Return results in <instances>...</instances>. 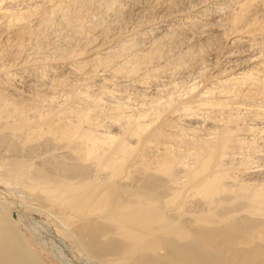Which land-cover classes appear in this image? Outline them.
<instances>
[{"label": "bare ground", "instance_id": "obj_1", "mask_svg": "<svg viewBox=\"0 0 264 264\" xmlns=\"http://www.w3.org/2000/svg\"><path fill=\"white\" fill-rule=\"evenodd\" d=\"M18 25L2 88L66 61L139 100L0 90V264H264V0H0Z\"/></svg>", "mask_w": 264, "mask_h": 264}, {"label": "rangeland", "instance_id": "obj_2", "mask_svg": "<svg viewBox=\"0 0 264 264\" xmlns=\"http://www.w3.org/2000/svg\"><path fill=\"white\" fill-rule=\"evenodd\" d=\"M42 7H44V6H42ZM21 28H23L22 27V25H18L17 27H16V29L15 28H13L11 31H9V32H5V31H0V34H2L1 36H2V38H0V50H1V52H0V61H1V64L3 63V62H5L6 60V62L8 63V65H7V63H5L7 66H9L10 67V65L9 64H11L12 66L9 68L10 70L12 69V68H15L16 66H15V64H16V56L14 55V51H15V43H17L18 41H19V38H21L20 36L21 35H18L19 34V32H20V30H21ZM16 31H15V30ZM18 30H19V32H18ZM3 32H4V34H3ZM16 32V33H15ZM17 34V35H16ZM8 36H10V37H8ZM15 36V37H14ZM18 36V38H16ZM8 37V38H7ZM18 40L17 42H15L14 40H16V39ZM9 39H10V41H9ZM5 41H7V43H8V49H6L7 48V43L5 42ZM10 43V44H9ZM13 43V44H12ZM5 44V45H4ZM10 45V46H9ZM11 46H13L12 48H11ZM11 48V49H10ZM3 49H5V50H7V51H5V50H3ZM13 49V50H12ZM9 50H10V52H9ZM12 50V51H11ZM5 52H8L9 54L7 55V57H5ZM4 53V54H3ZM2 55V56H1ZM8 56H10V57H8ZM11 56H13V58L11 57ZM15 56V57H14ZM2 57H3V59H2ZM5 58V59H4ZM2 59V60H1ZM11 61H9V60ZM14 60L16 61V62H14ZM13 61V62H12ZM10 62V63H9ZM49 63V65H50V67L49 68H51V69H49V68H47V70L44 72V74H43V76L42 75H40L39 77H35L36 79V81H38V83L40 82V85L39 84H37V82L35 83V81H34V83H32V84H30V83H28V82H25L24 80H22V78H21V76L20 75H16V76H14V75H12V76H10L11 77V79H8L9 77H1V81L2 82H4V80H5V82H4V88H2L1 86H2V84L0 85V90L2 91V89H4L3 90V92H5L7 95H8V97H10L9 99L11 100V103H13L12 101H14V100H16V101H14L16 104H18V105H16V106H18V107H20L19 106V104L21 105L22 103H24L25 104V106H24V104H22V106L20 107V108H25L24 109V111H26V113L29 115V113H30V115L31 116H33L32 115V112L30 111V112H28L27 110H30L31 108H32V106H33V108H37V110H34V111H36L37 113H41L42 114V112H44V113H46V112H49L51 109H47V104L49 105L48 106V108H52V109H56V105H57V103L58 102H63L64 100H63V98H65V97H63L64 96V94L65 95H67L68 96V94H71V92H72V96H73V94H75V93H78L77 92V90L79 89V87H80V89H82V87L83 86H78L75 82H77V81H74L73 79L71 80V78L68 76V77H65V78H62V77H64V76H66L67 74H68V72H69V63L68 62H66V61H59V62H48ZM57 63V64H56ZM0 64V65H1ZM4 63L2 64V65H5ZM13 65H14V67H13ZM211 67V66H210ZM53 68V69H52ZM11 71H13V69L11 70ZM14 76V77H13ZM43 78H42V77ZM19 77V78H18ZM46 77V78H45ZM3 78V79H2ZM15 78V79H14ZM66 78H69V79H66ZM38 79V80H37ZM39 79H40V81H39ZM43 79V80H42ZM61 79H64V80H67V82H68V80H69V83H66L65 82V84H63V86L64 85H67L68 87H61V85L59 86V82L57 81V80H60L61 81ZM6 80H7V83H6ZM53 80V81H52ZM9 81V82H8ZM70 81H71V83L73 84H75V86H74V84L72 85L71 83H70ZM74 81V82H73ZM57 82V83H56ZM54 83L55 84H58L57 86L56 85H54ZM7 84V85H6ZM36 86V87H34V85ZM42 84V85H41ZM69 84H71V85H69ZM186 84V85H185ZM29 85H31V86H29ZM33 85V86H32ZM38 85L40 86L39 87V89H37V87H38ZM183 85L184 86H182V83H180V86L183 88V87H186L187 85H189V83H188V81H185L184 83H183ZM56 86V87H55ZM71 86V87H70ZM72 86H74L75 88H76V90H75V88H73ZM78 86V87H77ZM101 85H97V84H94V85H92L91 87H90V89L91 90H89V88H87V87H83V89H82V91L83 92H85V93H87V96H86V94H85V96L87 97V99H88V97L90 96L91 97V99L94 97V94H95V97L97 98H100L101 100H99L98 101V104L97 105H99L98 107L99 108H101V106L100 105H102V107L104 108V109H106L107 110V108H109L113 103H114V101H113V103H110L111 102V99L112 100H115V99H119L120 101H121V98H122V100H123V98H124V100L122 101V102H124L125 100V102H128V101H135V102H133V103H137L138 102V100H139V98L138 97H136L135 95H133V94H131V92L130 93H128V92H126V93H119L120 94V96H119V94H118V92H110V91H108V90H105V89H103L102 87H100ZM58 87V88H57ZM60 87V88H59ZM94 87V89H92ZM53 88V89H52ZM75 91H74V90ZM86 90H88V91H86ZM102 90H103V92H106V91H108V92H106V93H103L102 92ZM79 91H81V90H79ZM90 91V92H89ZM97 91V92H96ZM102 93V96L101 95H99L100 94V92ZM59 92V93H58ZM94 94H93V93ZM111 94H110V93ZM98 93V94H97ZM46 94V95H45ZM48 94V95H47ZM93 94V95H92ZM105 94V95H104ZM114 94V95H113ZM117 94V95H116ZM127 94V95H126ZM13 95V96H12ZM50 95V96H49ZM54 95V96H53ZM71 95H69V97H71ZM89 95V96H88ZM92 95V96H91ZM112 95H113V97H112ZM132 95V96H131ZM55 97L56 98V96H57V100H56V103L54 102V103H51L49 100H50V97ZM100 96V97H99ZM115 96V97H114ZM127 96V97H126ZM15 97V98H14ZM60 97V98H59ZM95 97L93 98V99H95ZM106 97V98H105ZM131 97V98H130ZM12 98H14V99H12ZM49 100H48V99ZM68 98V97H67ZM115 98V99H114ZM127 98H128V101H127ZM130 98V99H129ZM91 99H88V102L86 101V100H84L86 103H90V106H92V107H90V110H92V109H94V108H96L95 107V105L96 104H94V102L92 103V101H93V99H92V101H91ZM133 99V100H132ZM136 99H138V100H136ZM50 102V104L51 105H53V106H51L50 104H49V102ZM117 100H115V102H117ZM118 100V101H119ZM17 101H19V102H17ZM21 101V102H20ZM83 101V102H84ZM91 101V102H90ZM37 102V104H35ZM40 102V103H39ZM48 102V103H47ZM99 102H101V104H99ZM111 104H109V103ZM33 103V104H32ZM105 103V104H104ZM36 106H35V105ZM39 104H41L42 105V107L40 108V106L41 105H39ZM110 106H109V105ZM27 105V106H26ZM32 105V106H31ZM35 106V107H34ZM39 106V107H38ZM43 106H45V107H43ZM88 106H89V104H88ZM107 106V107H106ZM26 107H28V108H26ZM35 108V109H36ZM43 108V109H42ZM44 108L47 110V111H45L44 110ZM27 109V110H26ZM38 109H42V110H39L38 111ZM102 109V108H101ZM49 110V111H48ZM35 112H33V114H34ZM43 113V114H44ZM0 190L3 192L4 191V188L0 185ZM5 192V191H4ZM21 229H22V231H27L26 230V228H25V230H24V227H21ZM78 262H81V263H84V261L83 260H77Z\"/></svg>", "mask_w": 264, "mask_h": 264}]
</instances>
